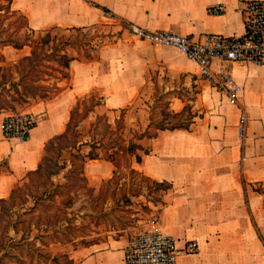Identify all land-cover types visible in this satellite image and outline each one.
Instances as JSON below:
<instances>
[{"label": "crops", "instance_id": "1", "mask_svg": "<svg viewBox=\"0 0 264 264\" xmlns=\"http://www.w3.org/2000/svg\"><path fill=\"white\" fill-rule=\"evenodd\" d=\"M10 4L24 14L25 26L35 31L95 28L108 16L121 22L116 38L109 42L103 39L94 57L70 61L68 76L58 80V90L51 97L17 108L39 115L26 139L3 135L2 120L10 109L0 110V198L7 197L26 173L38 166L45 141L64 130L77 98L102 87L99 105L112 111L128 106L124 120L131 128V137L135 130L150 131L133 138L138 148L130 156V164L170 184L162 194L165 202L156 205L161 229L178 245L189 240L198 243L197 252L180 255L177 264H264V194L252 185L264 183V59L213 60V70H228L240 85L232 100L176 47L153 44L129 29L134 23L195 37L206 33L240 35L245 21L242 0H11ZM214 4H222L223 11L209 12L208 7ZM2 52L5 62L13 63L30 53V46L4 45ZM128 59L132 60L129 69ZM152 67L164 68L172 75L192 74L199 81L200 112H190L188 128H156L154 120L161 118L148 114L145 118V108L129 109L140 80ZM124 77L127 83L117 82ZM166 108L173 115L185 110L173 102ZM242 112L247 118L240 127ZM114 167L99 155L85 161L84 173L87 178L108 179ZM127 242V238H116L104 246L77 247L71 255L73 264H125Z\"/></svg>", "mask_w": 264, "mask_h": 264}, {"label": "rangeland", "instance_id": "2", "mask_svg": "<svg viewBox=\"0 0 264 264\" xmlns=\"http://www.w3.org/2000/svg\"><path fill=\"white\" fill-rule=\"evenodd\" d=\"M4 15L3 23L7 26L8 31H12L17 25L22 24L21 32H27L31 35V32L25 26L24 18L20 14L5 12ZM120 22L119 19L108 16L102 24L95 28L70 34H77L78 38L92 36L96 40L98 34L104 35V42H109L110 39L116 38ZM38 33L34 30L33 37L31 36L32 39L36 40ZM8 55L11 54L8 53ZM131 61V59L127 60L128 65L126 68H130ZM117 82L123 84V82L127 83L128 80H125L124 77V80ZM140 83L136 98L129 105V109H134L133 107L145 108L147 110L145 118L148 114V116L155 117V119L157 117L161 118L163 121L161 120L160 123H167L174 117L170 110L166 108L171 107V102L175 107L181 105L185 108L183 116L189 115L190 112H200L201 105L197 101L200 84L196 80V76L192 74L172 75L164 68L152 67L146 70ZM102 90V87L95 89L92 92L94 97H97ZM90 99V97H86L85 104L88 105L92 102ZM94 100L95 98H93ZM181 101L182 104H180ZM79 107H84L82 100H80ZM104 107L106 106H94V109L90 110L77 124V138L88 141L86 146L85 144L82 145V147L85 146L83 147V153H89L93 157L102 156L105 152L104 143L96 141L98 138H102L106 142L109 137L115 136L116 133L125 139L130 138L132 135L129 131L131 128L127 127L125 123L124 114L122 117L121 110L112 111ZM116 118L118 119L117 127L115 125L116 120H114ZM136 134L135 130L134 135ZM70 157L69 151H63L57 156L56 153L51 152L42 162L41 174L46 188H52L53 183L66 181L69 185L64 186L63 194L56 196L55 200H50L48 197L41 199L40 197L37 203L38 206L33 212L34 219L39 216L44 217L49 213L53 230L49 234L42 231L45 242H41L40 236H36V233H39L38 230L33 229L31 236L34 238L32 240L43 251L49 250L53 254H61L60 261L72 259V252L77 247L91 244L104 246L116 238L129 239L146 226L148 221L156 214V205H159L163 193L160 185H153L148 180L142 179L139 174L130 172V157L128 156L118 157L116 170L109 180L87 178L85 181L86 186H81L82 179H75L74 174L68 170L72 166L69 161ZM81 160V158H75L78 164ZM78 175L80 174L78 173ZM23 179L25 181L29 180L26 175ZM24 184L20 181V185L24 186ZM66 193H72L73 196V204L70 206H65L62 202V198L66 197ZM16 201L20 202L19 197ZM31 203L32 198L29 197L23 205H31ZM17 204L14 209H18L19 212L24 211V208ZM31 213L29 211L28 214H24V217L28 219ZM12 219L20 220L19 217L15 218L14 216ZM10 234H13V232L11 231ZM82 238L86 241L81 242ZM30 253L33 254V264H36L35 261L38 256L35 254L33 247L24 250L26 256L24 259L28 260ZM10 264L16 263L12 262Z\"/></svg>", "mask_w": 264, "mask_h": 264}, {"label": "trees", "instance_id": "3", "mask_svg": "<svg viewBox=\"0 0 264 264\" xmlns=\"http://www.w3.org/2000/svg\"><path fill=\"white\" fill-rule=\"evenodd\" d=\"M10 3L11 0H0V110H16L17 107L26 106L37 98L51 97V95L58 90V80L68 76L70 61L74 58L94 57L98 47L104 39V35L99 34L97 40L92 36L78 38L77 34H70L72 32L78 33L93 28L92 26L45 28L38 31L39 33L36 40L32 39L34 29L26 26L27 30L31 32V35L27 32H21L22 24L17 25L12 31H8L7 26L3 23L5 12L20 14L24 18L26 24L24 14L13 9ZM96 5L98 4L96 3ZM102 8L108 11L106 7L102 6ZM25 44L30 46V53L18 57L13 63L5 62V55L2 52V47L4 45L22 47ZM86 97H90V101H92L88 105L85 104ZM102 97V95L94 97L93 94H90L82 99L77 98L70 109L64 130L54 134L45 141L44 152L38 166L34 170L26 173V177L29 178L28 181L23 179L25 176L22 178L21 182L23 184L26 182L24 186H27L24 187L18 183L11 189L7 197L0 198V264H10L12 262L16 264H33L32 253H30L28 260L24 259L26 258L24 250L29 247H33V249H35V254L38 256V258L36 257V264H73V259L60 261L59 258L61 254H53L49 250L43 251L41 247L35 245L36 243L32 240L34 237L31 236L32 230H38L37 232L39 233H36V236H40L41 242H45L42 231L49 234L53 230V223L51 224L50 222L49 213L44 217L39 216L37 219H34L33 212L38 206L37 203L40 197L41 199L43 197H48L50 200H55L56 196L61 193L63 194L64 186L69 185L66 181L63 183H53V187L49 189L45 187V181L42 180L43 176L41 174L43 167L42 162L45 161L47 155L51 152L56 153L57 156L63 151H69L72 157H70L69 161L72 166H70L68 170L74 174L75 179H82L80 183L81 186H86L85 181L87 177L84 173V164L87 159L93 158V156L89 153L84 154L81 150L82 145L87 144L88 141H82L77 138V124L90 110L94 109V106L102 103ZM93 98H95L94 101ZM80 100L84 102V107H79ZM126 109L127 107L120 108L122 117ZM183 112L184 111L174 112V118L169 120L166 124L160 123V121H154V126L156 128L180 126L188 128L189 123L192 121V115L183 116ZM114 120H116L115 125L117 127L118 119L116 118ZM185 121L187 122L185 123ZM144 134H150V131L145 129L143 132L137 133L128 139L116 133L115 136L109 137L106 142L102 138L96 140L98 142L100 141L102 144L104 143L105 152L102 156L114 164L113 174L118 164V157H130L136 154L138 144L133 138ZM75 158H81L82 160L78 164ZM136 158L139 160L140 157L136 155ZM77 172L80 175H78ZM130 172L139 174L142 179L148 180L153 185H160L163 193L170 187L169 183L153 179L131 166V164ZM252 185L254 189L264 194V183L255 182ZM70 194L66 193V197L64 196L65 198H62V202L65 206L73 204V196L72 193ZM18 197L20 202L16 201ZM29 197L32 198L31 205H23ZM164 202L161 196L160 203ZM16 204L24 208V211L19 212L18 209H14ZM29 211L32 213L28 216V219H26L27 217H24V214H28ZM13 216L15 218L19 217L20 220H13ZM21 222H23L22 225L18 226ZM11 231L13 234H10ZM84 241L86 240L82 238L81 242Z\"/></svg>", "mask_w": 264, "mask_h": 264}, {"label": "built area", "instance_id": "4", "mask_svg": "<svg viewBox=\"0 0 264 264\" xmlns=\"http://www.w3.org/2000/svg\"><path fill=\"white\" fill-rule=\"evenodd\" d=\"M245 15L244 31L240 35L206 33L202 37L181 34L171 30L149 29L134 23L129 24L132 33L156 45L176 47L197 63L199 73L235 100L240 85L228 70L215 71L211 65L214 59L224 61H253L264 59V0H242ZM211 13L223 11L222 4L208 7ZM246 114L242 112L239 125L243 127ZM39 115L16 109L7 112L2 120V133L5 137L26 139L30 130L38 123ZM196 240L178 245L176 239L165 233L158 218L154 215L146 226L133 234L124 252L125 264H177L182 254L197 252Z\"/></svg>", "mask_w": 264, "mask_h": 264}]
</instances>
